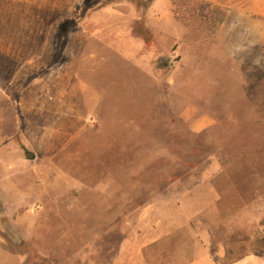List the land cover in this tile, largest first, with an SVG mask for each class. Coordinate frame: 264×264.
Listing matches in <instances>:
<instances>
[{
  "label": "rangeland",
  "instance_id": "obj_1",
  "mask_svg": "<svg viewBox=\"0 0 264 264\" xmlns=\"http://www.w3.org/2000/svg\"><path fill=\"white\" fill-rule=\"evenodd\" d=\"M218 2L0 0V264L264 259V0Z\"/></svg>",
  "mask_w": 264,
  "mask_h": 264
},
{
  "label": "crops",
  "instance_id": "obj_2",
  "mask_svg": "<svg viewBox=\"0 0 264 264\" xmlns=\"http://www.w3.org/2000/svg\"><path fill=\"white\" fill-rule=\"evenodd\" d=\"M206 1H209L211 3H221V2H218V0H206ZM154 2L155 4H158V0H154ZM171 3H172V0H171ZM209 260L211 261V263H175V262H172L171 260L170 263H165V264H220V263H217L215 260H213L211 256H209ZM225 264H264V259L259 256L245 255L235 261L225 263Z\"/></svg>",
  "mask_w": 264,
  "mask_h": 264
},
{
  "label": "trees",
  "instance_id": "obj_3",
  "mask_svg": "<svg viewBox=\"0 0 264 264\" xmlns=\"http://www.w3.org/2000/svg\"><path fill=\"white\" fill-rule=\"evenodd\" d=\"M175 2V0H172V3H174Z\"/></svg>",
  "mask_w": 264,
  "mask_h": 264
}]
</instances>
